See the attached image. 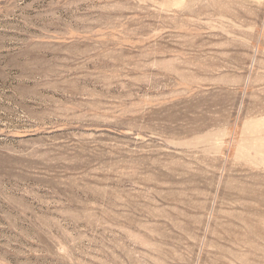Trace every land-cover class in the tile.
Instances as JSON below:
<instances>
[{
	"label": "rangeland",
	"instance_id": "1",
	"mask_svg": "<svg viewBox=\"0 0 264 264\" xmlns=\"http://www.w3.org/2000/svg\"><path fill=\"white\" fill-rule=\"evenodd\" d=\"M0 264H264V0H0Z\"/></svg>",
	"mask_w": 264,
	"mask_h": 264
}]
</instances>
